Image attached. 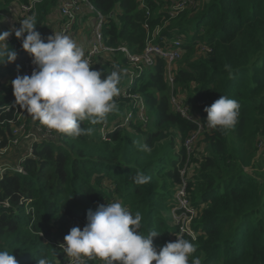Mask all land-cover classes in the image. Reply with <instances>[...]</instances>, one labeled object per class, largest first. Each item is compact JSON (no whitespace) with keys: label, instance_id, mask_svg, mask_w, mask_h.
Returning <instances> with one entry per match:
<instances>
[{"label":"trees","instance_id":"trees-1","mask_svg":"<svg viewBox=\"0 0 264 264\" xmlns=\"http://www.w3.org/2000/svg\"><path fill=\"white\" fill-rule=\"evenodd\" d=\"M90 1L107 16L105 46L125 45L131 54H140L156 27L160 32L153 43L158 45L179 36L181 55L172 63L173 81L162 56L138 75L121 51L95 56L93 69L103 70L102 79L117 66L133 71L119 85L130 96L120 91L114 97L119 111L105 122H81L94 129L92 135L72 138L57 132L55 141L33 143L32 155L21 162L24 173L0 179V250L11 252L18 264H38L41 258L58 264L59 244L69 225L84 227L89 209L119 200L133 215L141 213V233L160 232L153 237L157 251L180 233L185 239L195 237L192 257L202 264H264V0H204L196 11L198 0H190L173 17L169 0ZM14 2L29 0H0V14ZM56 8L57 0L35 4L42 38ZM22 39L12 32L7 41L17 57L25 52ZM198 43L209 50L197 54ZM225 65L231 66L232 78ZM16 71L13 62L0 65V105L13 94L2 78L9 74L13 80ZM222 95L240 103L239 121L226 131L209 128L204 111ZM128 111L131 120L123 124ZM11 117L12 112L1 115ZM109 125L113 128L103 139L100 128ZM133 141L147 143L152 151H139ZM195 142L204 144L200 157L192 152V145L198 151ZM258 153L263 162L254 164ZM137 170L151 180L136 185L132 177ZM183 185L194 212L187 228L173 223L172 209L184 212L175 197ZM83 264L105 261L86 257Z\"/></svg>","mask_w":264,"mask_h":264},{"label":"clouds","instance_id":"clouds-1","mask_svg":"<svg viewBox=\"0 0 264 264\" xmlns=\"http://www.w3.org/2000/svg\"><path fill=\"white\" fill-rule=\"evenodd\" d=\"M20 24L14 34L23 37L22 48L32 56L36 67L31 75L18 74L11 80L15 103L48 129L72 138L92 135L94 129L81 127V122L103 123L109 114L119 111L114 97L120 95L119 85L128 70L117 66L102 79L103 70L92 68L85 58L84 46L69 35L55 31L45 42L36 30L35 14L25 16ZM12 32V29L0 32V65L17 58L16 50L7 43ZM224 67L232 78L231 66ZM204 111L209 128L231 130L239 121L240 103L222 95L205 106ZM133 143L141 152L152 151L147 143ZM132 179L136 185H144L151 177L137 170ZM141 220L140 212L133 215L119 200L99 204L95 210L87 211L83 229L79 226L70 229L60 248L77 261L95 257L105 264H202L199 257H192L196 251L195 237L189 240L177 233L175 242L169 241L157 251L153 237L160 232L141 233ZM0 264H18V261L11 252L0 250ZM38 264H52V261L41 258Z\"/></svg>","mask_w":264,"mask_h":264},{"label":"built area","instance_id":"built-area-1","mask_svg":"<svg viewBox=\"0 0 264 264\" xmlns=\"http://www.w3.org/2000/svg\"><path fill=\"white\" fill-rule=\"evenodd\" d=\"M169 2L170 5H168L167 10L170 17L177 15L179 11L185 9L187 4H191L190 0H169ZM36 3H33V0H29L27 4L14 2L9 7L8 11L4 14H0V18L4 17L5 20H12V24L8 27L14 31V29L21 26L20 20L27 15L34 14ZM56 9L53 13L55 12L54 16L57 17L59 23V32L67 34L75 40L74 35L81 25L87 30V49H85V58L90 62L92 68L95 65V56L102 55L103 57H108L110 53L117 50L123 52L124 57L129 60L132 67L137 68L135 70V75H138L143 67H148L154 63L155 56H162L166 60L168 79L172 83L173 78L171 76V69L169 70V68H172L171 66L174 60L178 59L181 55L179 48L180 40H175V42H173V40L168 41L165 39L163 40L162 45L153 43L154 37L160 32V28L156 27L149 36L147 35L143 51L140 54H131L125 45H119L116 48L104 45L103 27L107 20V16L97 10L90 0H57ZM146 14H148V11H146ZM51 20L52 17L49 19V22H51ZM145 27H147V25H145ZM9 39L10 36L8 40ZM45 42H47L46 38ZM202 46V50H209L207 46ZM18 58V65H14V67L17 68L16 76L18 74L31 75L33 68L36 67L32 63V56L26 51L23 55H19ZM112 71L113 69H111V72ZM128 73L132 74L133 71L128 70ZM16 76H13V79ZM121 95L124 97L130 96L125 90L121 91ZM133 97L139 102L138 110L144 113V106L141 98L138 95ZM8 112H12L11 118H1L2 114ZM181 112L184 114L182 110ZM142 113L139 114V117L143 119ZM132 114V111L126 113L123 118V124H126L131 120ZM56 136V131L48 129L38 120L33 119L31 114L27 113L15 103V99L8 102V105H0V179L7 173H24L21 162L24 158L32 155L33 143L56 140ZM175 197L178 202L177 208L183 209L184 212L181 214L187 216L186 220L183 222L184 227L187 228L188 223L194 216V212L187 202L184 185L177 191ZM20 202L23 203L22 200ZM107 204L108 203L106 202L105 205ZM3 206L9 207L7 202H4ZM75 226L79 225L71 223L69 225V230ZM184 227H181V231L183 230L182 232L185 231ZM80 228L83 229V227ZM186 232L193 235L189 229H187ZM63 243H65L64 238L60 241L59 248ZM60 251L62 253V261L58 262V264H83L86 260V257H83L77 261L69 258L61 248Z\"/></svg>","mask_w":264,"mask_h":264},{"label":"rangeland","instance_id":"rangeland-1","mask_svg":"<svg viewBox=\"0 0 264 264\" xmlns=\"http://www.w3.org/2000/svg\"><path fill=\"white\" fill-rule=\"evenodd\" d=\"M204 2V0H198L194 5H193V7H194V10L193 11H196L197 9H199V7L202 5V3ZM6 30H10V28L9 27H7L6 28ZM14 32V31H13ZM11 36V35H10ZM166 39V38H165ZM173 42H175L174 40H179V36H174L173 37ZM185 40V39H184ZM203 49V46H202V44H200V43H198L197 45H196V53L197 54H199V53H201L200 51ZM26 52V51H25ZM107 55V54H106ZM18 61H19V58L17 57L16 58V60L13 62V65H18ZM171 67H173V65L171 66ZM171 68H169V70H170ZM2 80H3V82L5 83V84H11V80H12V75L11 76H9V74L8 75H5L3 78H2ZM15 99V97H14V95L12 94V96H11V98H10V100H9V102H11V101H13ZM128 110H130V109H128ZM118 122V121H117ZM113 128V126H108V127H106V126H103V127H101L100 128V130H101V134H102V137H103V139H106V132L108 131V130H111ZM193 139V138H192ZM196 139H195V137H194V141H195ZM55 141V140H54ZM190 143H191V139L190 140H188L187 141V148L190 150ZM195 148L198 150V151H195L194 150V145H192V148H193V151L192 152H194V156L195 157H200L202 154H204V152H203V147H204V144H203V142H201L200 144H197V142H195ZM260 155H259V153L256 155V161L254 162V164H257L258 162L261 164L263 161H262V158H261V156L259 157ZM255 159V158H254ZM258 160V161H257ZM194 167H196V165L194 164ZM254 167V166H253ZM255 168V167H254ZM264 167H260V169H263ZM253 168H251V167H248V168H246V170L248 171V172H251V170H252ZM256 169V168H255ZM183 172V171H182ZM193 173V170L192 169H189V174H192ZM185 195H186V193H185ZM182 202H184V201H182ZM172 212H173V218H174V220H173V223H175V224H178L179 222L180 223H183L185 220H186V215H183V214H177V213H175V208L174 209H172Z\"/></svg>","mask_w":264,"mask_h":264},{"label":"crops","instance_id":"crops-1","mask_svg":"<svg viewBox=\"0 0 264 264\" xmlns=\"http://www.w3.org/2000/svg\"><path fill=\"white\" fill-rule=\"evenodd\" d=\"M54 13L51 15V17H52L51 22H49L47 24V26H46V30H45V32L43 34V38H47L49 35H54L55 34V31L56 32H59V23L57 21V17L54 16ZM0 20H2V21H0V25L2 27V31L1 32L5 31L6 28L9 25L12 24V20H5L4 17H1ZM87 34H88L87 33V30L81 25V27H79L76 30V33L74 35L75 36V41L78 44L83 45L84 46V49H87V42H86Z\"/></svg>","mask_w":264,"mask_h":264},{"label":"bare ground","instance_id":"bare-ground-1","mask_svg":"<svg viewBox=\"0 0 264 264\" xmlns=\"http://www.w3.org/2000/svg\"><path fill=\"white\" fill-rule=\"evenodd\" d=\"M7 105H8V104H7ZM61 261H62V260H61ZM61 261H60V262H61Z\"/></svg>","mask_w":264,"mask_h":264}]
</instances>
